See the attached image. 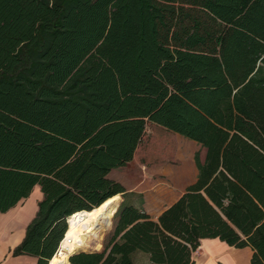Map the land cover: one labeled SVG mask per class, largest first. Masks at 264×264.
Listing matches in <instances>:
<instances>
[{
  "label": "trees",
  "instance_id": "16d2710c",
  "mask_svg": "<svg viewBox=\"0 0 264 264\" xmlns=\"http://www.w3.org/2000/svg\"><path fill=\"white\" fill-rule=\"evenodd\" d=\"M147 122L206 150L157 220L107 179ZM35 186L14 254L38 264L76 212L105 218L84 250L98 249L116 200L102 250L63 264H194L202 239L264 264V0H0V213Z\"/></svg>",
  "mask_w": 264,
  "mask_h": 264
},
{
  "label": "crops",
  "instance_id": "0c3cea01",
  "mask_svg": "<svg viewBox=\"0 0 264 264\" xmlns=\"http://www.w3.org/2000/svg\"><path fill=\"white\" fill-rule=\"evenodd\" d=\"M181 137L177 134L173 138L170 137L169 140L173 145L175 142L176 149L167 156L178 161V165L167 166L166 163L160 171L154 170L156 167L145 171L146 167L138 164L144 171H129L130 167L136 166V158L133 157L126 166L111 170L107 174V179L123 188L124 192L119 194L121 201L127 197L128 204L141 208L151 220H157L163 211L196 182L198 170L195 155H198L201 163L204 162L206 150L198 143ZM158 175L160 178L153 182V178ZM41 199L40 188L35 186L28 198L21 200L9 211L0 213V264H38L37 257L14 254V251L22 243L26 228L35 217ZM136 254L133 255L135 258ZM252 254L250 247L235 248L219 239H202L193 254V261L194 264H250ZM138 255L142 256L143 264L148 263L147 255ZM51 261L48 264H51Z\"/></svg>",
  "mask_w": 264,
  "mask_h": 264
},
{
  "label": "rangeland",
  "instance_id": "374dc122",
  "mask_svg": "<svg viewBox=\"0 0 264 264\" xmlns=\"http://www.w3.org/2000/svg\"><path fill=\"white\" fill-rule=\"evenodd\" d=\"M150 128V131H149ZM176 134L169 132L167 130H165L164 128L160 127V126H154L152 123L147 122L146 123V128H145V133L144 136L142 137V141L139 144V146L137 147V149L135 150L134 153V161L136 162V166L130 167L129 171H144V168L146 167L147 170L145 171H151L153 170V167H156V171H160L165 164L167 163V166L170 165H178L179 162L176 160L171 159V157L167 158V156H170L173 153V150L176 149L175 147V142L174 145L173 143H171V141L169 140L170 137L173 138L175 137ZM183 138V137H181ZM174 155V154H173ZM165 157V158H162ZM138 164H143L144 168L139 167ZM156 178H160L159 175L153 178V182H155ZM157 179V181H158ZM123 202L121 201V199L119 200V205L120 204H128V198L124 197ZM178 200V199H177ZM118 205V201L116 200L114 202V204L110 205L111 210V216L113 214V212L115 211L116 207ZM118 209V208H117ZM116 213V212H115ZM114 213V214H115ZM114 214L110 220V225L109 227L106 229L105 232H103L101 234V238H100V245L98 247V249L96 250H92V251H83L86 248V245L93 242L95 240V236L92 239H89L87 241H85L83 243V252L89 253V252H99L102 250L103 245L105 244L109 234L112 232L113 229V221H114ZM80 251V252H82ZM79 253V252H77ZM136 254V253H135ZM141 255H145L140 253ZM134 259V264H143V259L142 256L138 255V253L136 254V258L135 256H133Z\"/></svg>",
  "mask_w": 264,
  "mask_h": 264
},
{
  "label": "bare ground",
  "instance_id": "6f19581e",
  "mask_svg": "<svg viewBox=\"0 0 264 264\" xmlns=\"http://www.w3.org/2000/svg\"><path fill=\"white\" fill-rule=\"evenodd\" d=\"M104 221L105 218L96 210L76 212L69 216L65 234L51 264H60L65 261L67 255L82 251L83 243L98 233ZM67 263L69 264V257Z\"/></svg>",
  "mask_w": 264,
  "mask_h": 264
},
{
  "label": "water",
  "instance_id": "95a60500",
  "mask_svg": "<svg viewBox=\"0 0 264 264\" xmlns=\"http://www.w3.org/2000/svg\"><path fill=\"white\" fill-rule=\"evenodd\" d=\"M119 207V205L117 206V208ZM116 211H117V209H116ZM115 211V212H116ZM83 252V251H82ZM89 253H93V252H89ZM75 253H73L72 255H74ZM72 255H70L69 257H71Z\"/></svg>",
  "mask_w": 264,
  "mask_h": 264
},
{
  "label": "built area",
  "instance_id": "2783aa9c",
  "mask_svg": "<svg viewBox=\"0 0 264 264\" xmlns=\"http://www.w3.org/2000/svg\"><path fill=\"white\" fill-rule=\"evenodd\" d=\"M59 246H60V243H59ZM59 246H58V248H59ZM58 250V249H57ZM57 252V251H56Z\"/></svg>",
  "mask_w": 264,
  "mask_h": 264
}]
</instances>
